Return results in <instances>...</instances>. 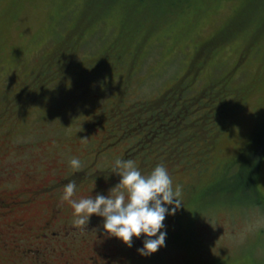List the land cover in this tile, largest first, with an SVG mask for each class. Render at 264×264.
I'll list each match as a JSON object with an SVG mask.
<instances>
[{"label": "rangeland", "instance_id": "rangeland-1", "mask_svg": "<svg viewBox=\"0 0 264 264\" xmlns=\"http://www.w3.org/2000/svg\"><path fill=\"white\" fill-rule=\"evenodd\" d=\"M117 158L163 163L182 186L151 255L137 251L143 234L129 247L97 214L73 225L60 200L71 179L75 199L107 194ZM25 168L52 192L34 219L61 205L69 235L101 234L118 264H264V0H0V182L19 187ZM77 245L87 257L98 243ZM0 264L22 263L0 249Z\"/></svg>", "mask_w": 264, "mask_h": 264}, {"label": "clouds", "instance_id": "clouds-1", "mask_svg": "<svg viewBox=\"0 0 264 264\" xmlns=\"http://www.w3.org/2000/svg\"><path fill=\"white\" fill-rule=\"evenodd\" d=\"M81 163L75 155L68 158L73 171H78ZM112 172L120 179L107 194L96 192L75 199L77 182L71 179L62 185L60 200L71 205L73 225L88 224L91 215L97 214L103 217L106 235L119 238L129 247L134 237L140 238L143 234L142 246L137 251L144 256L151 255L166 246L164 221L167 215H175L184 205L180 198L182 186L173 184L169 169L163 163L156 164L149 172H142L133 159L117 158Z\"/></svg>", "mask_w": 264, "mask_h": 264}, {"label": "flooded vegetation", "instance_id": "flooded-vegetation-1", "mask_svg": "<svg viewBox=\"0 0 264 264\" xmlns=\"http://www.w3.org/2000/svg\"><path fill=\"white\" fill-rule=\"evenodd\" d=\"M28 169L24 170L27 182L19 187L0 182V249L14 253L22 264H118L117 257L104 251L110 243L96 240L101 239V234L96 239L80 240L73 238L76 235H69L70 225L61 221V205H50L40 219H34L33 204L47 196L51 199L52 192L49 183L36 180L37 173ZM12 174L14 172L7 173ZM2 177L0 175V181ZM78 243L88 246L98 243L96 253L81 256Z\"/></svg>", "mask_w": 264, "mask_h": 264}, {"label": "trees", "instance_id": "trees-1", "mask_svg": "<svg viewBox=\"0 0 264 264\" xmlns=\"http://www.w3.org/2000/svg\"><path fill=\"white\" fill-rule=\"evenodd\" d=\"M173 1V3H175V1H184V0H172ZM214 42V41H213ZM196 54H195V56L197 55V54H207V53H210L209 52V50H206V46H205V48L204 47H198L197 48V50H196V52H195ZM224 104H225V102H224ZM185 108H187V107H184V108H182V110L180 111V113H182V116L184 117V116H186V112H185ZM225 108V106L223 105V109ZM217 115V114H216ZM178 116H179V114L178 115H176L175 117H174V115H171L169 118H167V119H165V117H160V122H158L157 123V127H155V128H151L150 130H151V132H152V134H151V137L155 134V135H158V132L159 131H161V130H166L167 128H169V126H170V124L172 123H174V122H176V123H178L177 121L178 120H174V121H171V119L174 117L175 119H178ZM181 117V116H180ZM179 117V118H180ZM263 131V129H261L260 128V130H258V132H257V135L254 137V138H256V140L254 139V141H251V142H254V143H256V146L255 145H253V146H255V147H251V152L253 151V153L254 152H257V148H258V143H259V141L261 140V133H260V135H258V133L259 132H262ZM256 154L254 153V156H255ZM257 157L259 156L260 157V154H257L256 155ZM249 159V158H248ZM248 159H242L240 162H241V170H240V173L242 172V170L244 169V168H246V167H251V165H253L254 163H252L251 165H247L246 166V164H247V160ZM249 162H251V160L249 161ZM257 162H258V159H257ZM252 168V167H251ZM237 174V175H236ZM235 175L236 176H239L240 174H239V172L238 173H235ZM229 180H230V177H229ZM220 187V192H226L227 190H236L237 189V186H230V187H226L225 186V182H223L221 185H219ZM218 187V186H217ZM223 187V188H222ZM239 188V187H238ZM223 189H225V190H223ZM241 189V188H240ZM212 190V189H211ZM229 191V192H230Z\"/></svg>", "mask_w": 264, "mask_h": 264}]
</instances>
